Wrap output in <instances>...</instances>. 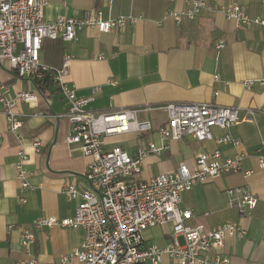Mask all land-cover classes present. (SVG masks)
<instances>
[{
  "label": "crops",
  "instance_id": "crops-1",
  "mask_svg": "<svg viewBox=\"0 0 264 264\" xmlns=\"http://www.w3.org/2000/svg\"><path fill=\"white\" fill-rule=\"evenodd\" d=\"M213 5H238L251 16L264 18V0H207ZM187 0H48L44 18L53 22L60 17L79 18L88 10L98 9L104 17L134 15L141 19L125 30L109 33L84 29L72 42L43 45L41 61L59 68L65 56H72L66 78L70 89L80 98L100 90L87 109L103 112L139 109L147 105L163 107L170 103H211L224 107L257 112L251 120L233 126L229 132L241 145L218 144L226 131L212 130L211 140L198 142L190 136L180 141H162L158 130L167 121L166 113L154 110L139 114L153 130L144 134L108 137L105 149L122 147L131 156L152 141L167 149L149 154L141 164L138 179L147 181L175 171L181 163L191 169L201 153L220 151L221 159L246 155L238 172L223 175L195 186L182 195L181 209L191 210L193 218L186 224L212 229L223 223L243 226L247 235L229 239L224 254L233 264H264V171L254 157L264 155V30L253 26L237 27L221 13L203 12L198 18H184L180 23L167 16V11H183ZM225 46L216 50V44ZM218 77L216 80L215 77ZM247 81H255L245 86ZM7 86L10 96L37 87L17 78L7 65H0V87ZM66 101L55 84L42 94L35 105L23 104L17 111L23 127L19 140L8 131L4 108L0 104V264H62L84 239L82 230L61 226L35 231L36 240L29 247L21 244L22 227L35 230L33 224L42 217L59 220L72 218L78 204L64 194V186L74 183L86 188L84 175L90 159L78 145H69L71 124L34 117L36 113L66 112ZM35 140L40 147L35 150ZM28 155L25 168L30 187L23 188L17 179V153ZM246 188L258 197V206L241 217L230 205L228 189ZM173 228L157 226L144 233L146 246L165 247L172 241ZM179 242L184 243L182 237ZM211 256L214 252L210 253ZM66 264H80L75 260ZM148 264V263H146ZM161 264H178L165 257Z\"/></svg>",
  "mask_w": 264,
  "mask_h": 264
},
{
  "label": "built area",
  "instance_id": "built-area-1",
  "mask_svg": "<svg viewBox=\"0 0 264 264\" xmlns=\"http://www.w3.org/2000/svg\"><path fill=\"white\" fill-rule=\"evenodd\" d=\"M186 3V9L169 10L167 16L180 23L184 18L194 20L203 12H215L234 21L237 27L257 26L264 30L263 17L251 16L238 5H213L207 0H187ZM47 4L48 0H0V65H7L17 78L31 81L34 85L35 80L42 79L46 72H52L53 83L69 107L61 114L40 112L33 116L55 122L69 121L71 130L67 143L78 145L90 162L84 175L86 188L74 183L64 186L66 197L78 201L74 216L62 220L42 217L34 222L35 230L22 227L21 244L29 248L36 240V229L61 226L84 232L81 245L64 256L62 264L71 260L80 264H161L165 257L178 264H233L231 258L224 254V246L229 239L246 236V229L234 222L212 229L200 225L190 227L186 223L193 218V213L181 209L180 204L182 195L195 186L238 172L246 155L222 160L220 151L201 153L194 169L181 163L171 173L142 181L138 175L143 159L149 154H160L167 146H158L150 141L136 156H131L122 147L106 150L105 144L108 137L151 132L152 123L141 121L139 114L162 110L167 116L166 123L158 130L162 141H180L190 136L203 142L211 140L212 130L220 127L226 134L216 142L239 146L240 140L234 138L229 130L251 120L257 111L246 109L245 115H241L240 108L179 102L163 107L147 105L139 109L88 110L87 105L100 89L94 88L90 97L76 96L66 80L72 56H65L59 68L43 63L41 52L44 40L72 42L79 31L92 28L103 33L123 31L136 24L141 17L128 15L106 19L101 10L92 9L79 18L60 17L48 22L44 18ZM224 47L225 43L219 41L215 48L219 51ZM254 82L247 81L245 86L249 87ZM258 82L264 85V77ZM10 95L7 86L0 87V104L4 108L8 131L20 140L23 122L17 109L23 104H37L42 92L37 88L34 92L22 91L16 96ZM258 112L264 113V108ZM40 145L35 140L32 147L37 150ZM17 156V179L23 188H28V171L25 168L28 155L21 148ZM254 157L259 169L264 171V155L257 152ZM226 192L230 205L237 209L241 217L258 206V197L246 188L228 189ZM169 224L173 226L169 245H145L146 230ZM179 237L183 238V244L179 242ZM211 252H214L213 256Z\"/></svg>",
  "mask_w": 264,
  "mask_h": 264
},
{
  "label": "trees",
  "instance_id": "trees-1",
  "mask_svg": "<svg viewBox=\"0 0 264 264\" xmlns=\"http://www.w3.org/2000/svg\"><path fill=\"white\" fill-rule=\"evenodd\" d=\"M47 41L57 42V43L62 42V41H56V40L47 39V40H44V44ZM53 84L54 83H53V80H52V72H46L42 79L35 80V86L38 88V90H40L42 92V94L46 93L53 86Z\"/></svg>",
  "mask_w": 264,
  "mask_h": 264
},
{
  "label": "rangeland",
  "instance_id": "rangeland-1",
  "mask_svg": "<svg viewBox=\"0 0 264 264\" xmlns=\"http://www.w3.org/2000/svg\"><path fill=\"white\" fill-rule=\"evenodd\" d=\"M145 133H148V132H145ZM141 134H144V133H141ZM170 228H173L172 224H169Z\"/></svg>",
  "mask_w": 264,
  "mask_h": 264
}]
</instances>
